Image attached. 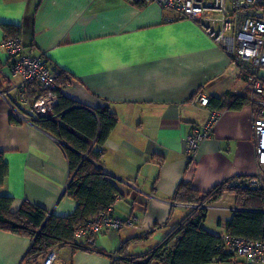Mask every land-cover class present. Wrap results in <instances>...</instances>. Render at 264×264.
Wrapping results in <instances>:
<instances>
[{"label": "crops", "instance_id": "0c3cea01", "mask_svg": "<svg viewBox=\"0 0 264 264\" xmlns=\"http://www.w3.org/2000/svg\"><path fill=\"white\" fill-rule=\"evenodd\" d=\"M2 25L18 27L24 51L43 54L60 69L66 79L58 88L63 96L88 109L106 106L116 116L100 167L121 196L114 215L138 220L98 234L84 250L56 246L35 263H22L29 237L0 230V264H123L111 254L117 253V260L121 250L142 256L181 223L189 209L167 203L175 201L181 182L204 193L255 172L252 122L264 114L258 102L264 94H250L244 71L196 22L131 0H0V90L16 102ZM227 92L252 102L218 112L210 137L188 159L187 137L213 112L195 96ZM0 153L7 165L0 196L12 198L11 210L24 201L55 216L75 210L76 202L65 194L69 168L59 141L17 117L1 95ZM215 205L234 206L233 194L226 191ZM232 214L207 210L203 227L220 236Z\"/></svg>", "mask_w": 264, "mask_h": 264}, {"label": "trees", "instance_id": "16d2710c", "mask_svg": "<svg viewBox=\"0 0 264 264\" xmlns=\"http://www.w3.org/2000/svg\"><path fill=\"white\" fill-rule=\"evenodd\" d=\"M1 27L4 37L19 36L18 27ZM65 83L66 79L59 71L56 77L58 104L54 115L38 116L31 121L59 141L69 168L65 194L76 202V208L68 215L55 216L42 207L24 201L13 211L12 198L0 196V230L25 235L31 239L22 263H35L37 259L45 257L50 249L60 245L84 250L82 245L85 244L73 241V231L99 211L113 205L114 197L119 194L112 179L100 167L102 146L117 121L116 116L106 106L88 109L63 96L58 88ZM251 102L245 95L227 92L222 97L208 98L207 106L218 113L240 109ZM83 155L86 158L83 159ZM6 173L7 165L0 153V186ZM244 177L246 176L223 181L204 193L196 191L187 182H181L175 190L174 200L185 204H199L204 201L215 204L228 191L234 196L235 207L264 208V191L234 183ZM206 213L207 210L203 208L189 209L181 223L173 227L147 253L134 257L121 250V258L113 261L123 264H207L217 256L216 261H229V254L217 251L220 236L203 227ZM226 232L253 240H264V213L234 211L226 223ZM122 249L124 250L123 247Z\"/></svg>", "mask_w": 264, "mask_h": 264}, {"label": "built area", "instance_id": "2783aa9c", "mask_svg": "<svg viewBox=\"0 0 264 264\" xmlns=\"http://www.w3.org/2000/svg\"><path fill=\"white\" fill-rule=\"evenodd\" d=\"M137 4L154 3L176 11L181 17L196 22L201 30L216 44L221 46L232 62L245 73L246 85L251 95L264 94V0H131ZM3 50L10 60V89L16 92V102L8 98V91H1L20 119L32 123L38 116L51 117L58 104L56 77L60 71L43 54L32 55L24 51L19 37H4ZM17 80H12L13 78ZM206 105L208 98L197 93L194 99ZM264 104V101H258ZM217 113L213 111L202 129H193L186 139L185 155L192 159L200 144L207 140L212 132ZM253 146L256 170L234 183L254 190L264 191V114L253 117ZM150 198L152 196H149ZM118 194L113 204L120 200ZM169 205L188 209H223L227 211H257L264 208H240L235 206H217L206 201L199 204L167 202ZM113 205L99 211L83 225L73 231V241L91 245L93 239L108 229H119L137 222L136 216L122 220L115 216ZM217 251L230 255L227 262L232 264H264V240H253L227 232L220 235ZM112 259L117 254H111ZM218 256L214 258L216 261Z\"/></svg>", "mask_w": 264, "mask_h": 264}, {"label": "water", "instance_id": "95a60500", "mask_svg": "<svg viewBox=\"0 0 264 264\" xmlns=\"http://www.w3.org/2000/svg\"><path fill=\"white\" fill-rule=\"evenodd\" d=\"M82 157H83V159H84V158H86V155H83Z\"/></svg>", "mask_w": 264, "mask_h": 264}]
</instances>
